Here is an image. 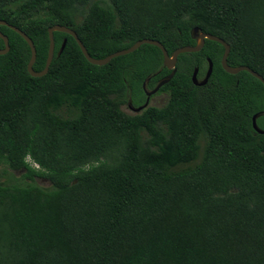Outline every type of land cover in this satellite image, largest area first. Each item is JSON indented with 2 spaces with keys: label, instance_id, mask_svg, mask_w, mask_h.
<instances>
[{
  "label": "trees",
  "instance_id": "obj_1",
  "mask_svg": "<svg viewBox=\"0 0 264 264\" xmlns=\"http://www.w3.org/2000/svg\"><path fill=\"white\" fill-rule=\"evenodd\" d=\"M0 19L31 37L36 71L60 23L97 58L142 38L172 54L199 27L230 43L231 66L264 76V0H0ZM0 30V164L51 182L0 180L4 264H264V83L227 72L221 43L180 53L167 102L130 114L128 96L171 71L158 46L96 65L55 31L33 76L28 42Z\"/></svg>",
  "mask_w": 264,
  "mask_h": 264
},
{
  "label": "water",
  "instance_id": "obj_2",
  "mask_svg": "<svg viewBox=\"0 0 264 264\" xmlns=\"http://www.w3.org/2000/svg\"><path fill=\"white\" fill-rule=\"evenodd\" d=\"M1 24L7 25L10 28L14 29L20 35H22V37L28 42V44L31 48V57H30V60L28 62L27 68H28V71L30 72V74L33 76H42V75L47 73L48 68L50 66V63H51L53 56H54V50H55L54 32L55 31H61V32H65V33L72 35L77 40L78 44L80 45V47L82 49L83 54L88 59V61H90L91 63L96 64V65L107 64L108 62H110V60L112 58H114L116 56L124 55V54L130 53V52H133L135 49L139 48L143 43H148V44H153V45L158 46L163 52V64H164V66L167 67L168 69H170L171 71H170V73H168L167 75L162 77L159 80V82L157 83V85H155L152 89L145 90V93L147 96H150V95L154 94L155 92H157L163 85H165L167 82H169L172 79V77L174 76V74L176 72V63H177V59H178V56L180 53L200 51L204 47L206 39L217 41L224 46V53L222 55L221 64L227 72L238 73L241 70H246V71H249L250 73H252L257 78H259L264 83V76L261 75L259 72L253 70L249 66H247V65L231 66L227 61V58H228V55L230 52V43L218 35L200 30L199 27H194V29H193V37L196 39V43L194 45L179 46L172 52V54H170L167 51V49L165 48V46L163 45V43L161 41H159L157 39H153V38H142V39L135 41L131 46H129L127 48H122V49H119V50H116V51L110 53L109 55H107L105 57L97 58V57L92 56L88 52L86 46L83 44L81 39L78 37L77 32L70 25L54 23L48 27L50 46H49V52H48V57L46 60L45 67L41 71H36L33 68V65H34L35 60H36V48H35L34 42L31 39V37H29V35H27V33L25 31H23L21 28L15 26L13 24L8 23L6 20L0 19V25ZM0 37L4 40V47H0V54H5L10 49L9 38L1 30H0ZM64 46H65V41L62 44L60 52L63 50ZM212 69H213L212 60L210 58H208V66H207V69H206L204 76L201 78H199L197 76L198 68L196 67L194 72H193V75H192L193 82L196 85L206 84L208 82V79L211 76ZM258 116H259L258 113L253 115V128L255 129V131L264 134V129L261 128L260 126H258V124L256 122V119Z\"/></svg>",
  "mask_w": 264,
  "mask_h": 264
},
{
  "label": "rangeland",
  "instance_id": "obj_3",
  "mask_svg": "<svg viewBox=\"0 0 264 264\" xmlns=\"http://www.w3.org/2000/svg\"><path fill=\"white\" fill-rule=\"evenodd\" d=\"M169 98V94L167 93H156L153 98L150 100L149 105L153 106H163ZM127 100L131 102L133 105H136L137 102L133 100L132 96H128ZM123 110L127 113L132 114L135 110H132L127 104L122 106ZM63 113H67L66 109L63 110ZM204 141H201V145L203 146ZM202 152V148H201ZM31 161L30 158H28ZM32 162V161H31ZM37 166L36 164H34ZM24 169L21 170H12L5 164H0V180L7 181L11 183H24V182H33L42 187H51V182L47 177L44 176H36L34 180H30L24 178ZM1 210V209H0ZM8 257V244L6 239L4 238V233H2V224L0 222V264L5 263V259Z\"/></svg>",
  "mask_w": 264,
  "mask_h": 264
},
{
  "label": "flooded vegetation",
  "instance_id": "obj_4",
  "mask_svg": "<svg viewBox=\"0 0 264 264\" xmlns=\"http://www.w3.org/2000/svg\"><path fill=\"white\" fill-rule=\"evenodd\" d=\"M160 80V79H159ZM159 80L156 82L155 85H157V83L159 82ZM148 83H149V80L145 81L144 84H143V87H144V94H145V98L143 100L141 99H137V104L136 105H133L131 102H129L128 100L123 104H127L132 110H135V112H133L132 114H137V113H140L144 108H146L147 106H149V103H150V100L153 98L154 95H156V93H167V91H160V89L155 92L154 94L150 95V96H147L146 93H145V90H150L152 89L153 87H148ZM169 94V93H168ZM122 105V106H123Z\"/></svg>",
  "mask_w": 264,
  "mask_h": 264
}]
</instances>
